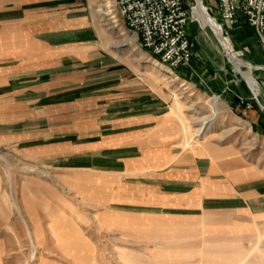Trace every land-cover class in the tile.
Returning <instances> with one entry per match:
<instances>
[{
	"label": "rangeland",
	"instance_id": "rangeland-1",
	"mask_svg": "<svg viewBox=\"0 0 264 264\" xmlns=\"http://www.w3.org/2000/svg\"><path fill=\"white\" fill-rule=\"evenodd\" d=\"M191 1L194 56L185 66H191L189 72L198 81H185L179 70L168 78L157 58L140 46L137 34L126 26L114 0L81 2L99 31L106 62L119 61L123 75L135 77L141 91L170 104V125L160 133L174 145L164 161L188 163L196 154L227 148L249 177L264 176V105L244 83L239 84L199 1ZM207 1L218 8L217 0ZM223 27L243 59L264 65L261 45L248 31L252 29L246 20ZM115 41L119 46L110 44ZM133 44L137 50H132ZM254 74L264 91V68H254ZM208 77H213L211 90L206 88ZM215 96L221 104L213 128L186 145L199 126L195 120L213 115ZM154 149L156 154L162 151ZM179 153L183 157L174 161ZM144 174L55 167L0 140V264H264V215L183 218L131 212V205L144 204L154 192L148 186L152 181L141 177Z\"/></svg>",
	"mask_w": 264,
	"mask_h": 264
},
{
	"label": "crops",
	"instance_id": "crops-1",
	"mask_svg": "<svg viewBox=\"0 0 264 264\" xmlns=\"http://www.w3.org/2000/svg\"><path fill=\"white\" fill-rule=\"evenodd\" d=\"M81 1L0 0L1 142L55 167L146 171L141 177L154 192L144 204L132 203L137 214L264 215V176L249 177L227 148L188 163L164 161L174 145L160 133L170 125V104L141 91L119 61L106 62ZM190 69L179 72L198 81ZM205 83L213 89V77ZM155 146L162 151L156 154Z\"/></svg>",
	"mask_w": 264,
	"mask_h": 264
},
{
	"label": "built area",
	"instance_id": "built-area-1",
	"mask_svg": "<svg viewBox=\"0 0 264 264\" xmlns=\"http://www.w3.org/2000/svg\"><path fill=\"white\" fill-rule=\"evenodd\" d=\"M217 1L215 18L230 26L246 20L264 50V0ZM114 7L158 62L177 72L191 61V0H114Z\"/></svg>",
	"mask_w": 264,
	"mask_h": 264
},
{
	"label": "bare ground",
	"instance_id": "bare-ground-1",
	"mask_svg": "<svg viewBox=\"0 0 264 264\" xmlns=\"http://www.w3.org/2000/svg\"><path fill=\"white\" fill-rule=\"evenodd\" d=\"M199 1V7L207 17V20L213 27L216 35L218 36L220 42L222 43L224 49L226 50L227 57L229 59V62L232 63L233 69L237 73L238 77V82L239 84L244 83L246 89L251 93V95L259 100L260 103L264 105V91L262 86L260 85L258 79L256 78L254 74V68L256 67H262L264 68V65H258V64H253L249 61H246L240 56V53L234 50L232 40L231 38L226 35L223 23L217 20L210 12V9L204 4L203 0H198ZM105 6V5H104ZM107 7H110V1L106 3ZM101 13H105L104 8H99ZM108 14V13H107ZM227 31V30H226ZM205 34L207 35L208 32L205 31ZM120 36H124L125 32L120 30L119 33ZM126 39V38H124ZM131 40V38H129ZM113 46H119V41L111 42L110 43ZM132 50H137V47L135 44L132 45ZM161 70H165L168 73V78L171 77L173 78L175 72L172 71V69L167 68L166 66L162 65L161 63ZM177 103V105H176ZM175 107H179V103L176 102ZM221 104V101L218 96L213 97L211 106L214 109L213 115L210 116H201L195 120L199 124L197 130L192 133L190 138H187L185 141L186 145H189L191 139H198V137H202L203 135H206L207 132H209L213 126H214V116L217 114V111L219 109V105ZM212 109V110H213ZM189 125V124H188ZM185 128V127H184ZM190 128V127H189ZM188 127L186 126V130ZM185 130V129H184ZM191 131V130H190ZM183 134V133H182ZM188 135V134H187ZM193 146V145H192Z\"/></svg>",
	"mask_w": 264,
	"mask_h": 264
}]
</instances>
